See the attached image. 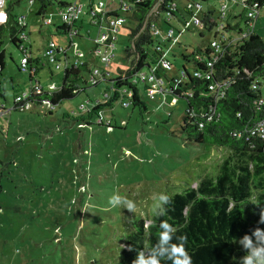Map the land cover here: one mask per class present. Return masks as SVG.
Listing matches in <instances>:
<instances>
[{
    "label": "rangeland",
    "instance_id": "1",
    "mask_svg": "<svg viewBox=\"0 0 264 264\" xmlns=\"http://www.w3.org/2000/svg\"><path fill=\"white\" fill-rule=\"evenodd\" d=\"M11 1L6 0L5 7ZM195 1L202 2L204 10H213L215 17L220 15L222 0ZM225 1L226 15L241 13L239 4ZM185 2L177 0L181 11ZM39 7L38 0L34 4L21 0L12 9L14 15L24 16L28 35L25 43L31 45L35 60L51 38L62 47L69 45L67 36L56 33V25L62 24L59 5L55 2L49 6L43 19L36 14ZM84 10L83 15L86 7ZM114 10L125 18V23L118 31L114 47L110 67L113 76L130 67L133 57L127 56L125 48L134 27L123 9ZM0 13H3L1 23L5 9L1 8ZM258 13L257 27L264 38V10L259 9ZM50 17L55 22L44 24ZM238 17L244 27L245 17ZM235 29L226 28L232 36H236L232 31ZM204 34L201 37L199 33L188 32L178 48L168 46L171 67L165 70L167 77L181 75L183 65L193 71L181 53L190 54L198 44L210 42L213 33ZM75 41L84 52L93 45V40L87 37ZM3 49L6 64L0 81L11 98L14 93L28 89L30 80L27 72L19 70L22 54L8 35L0 43V51ZM69 54L74 56L73 48ZM43 62L44 65H37V76L45 90H53L48 83L55 82L59 87L64 68L57 70L46 60ZM94 67H105L101 56L91 69ZM81 74L87 83L79 81L80 92L58 104L52 114L33 105L0 118V159L4 163H0V172L5 174L0 195V264H115L120 248L126 246L122 238L127 229L133 228L139 213L152 216L168 192L185 187L192 180L196 186L201 177L215 174L218 165L230 154L225 148L198 147L185 142L179 131L185 101L176 104L177 99L169 90L165 96L158 91L154 98L142 90L147 108H132L122 98L107 104L106 99L114 97L109 81L93 85L90 71ZM10 78L15 83L13 88L8 84ZM167 86L165 82L164 87ZM96 101L102 107L98 114L93 113L92 125L74 120L92 109L91 104ZM81 104L89 105L82 110ZM98 115L103 118V125L97 124ZM150 222L146 220V224Z\"/></svg>",
    "mask_w": 264,
    "mask_h": 264
},
{
    "label": "trees",
    "instance_id": "2",
    "mask_svg": "<svg viewBox=\"0 0 264 264\" xmlns=\"http://www.w3.org/2000/svg\"><path fill=\"white\" fill-rule=\"evenodd\" d=\"M30 1L34 4L36 0ZM38 1L40 7L36 14L42 19L47 8L55 2L59 5V14L68 6V0ZM105 1L119 3L118 0ZM123 1L127 3L123 10L134 22L125 48L127 56L133 57L130 67L109 80L104 73L106 67H100L101 78L93 77L95 81L92 83L98 85L104 80L109 81L114 97L107 104L122 98L123 103L132 108H141L146 105L142 91H146V85L140 74L156 65L164 48L170 44L168 39L158 37L155 27L179 31L171 18L182 23L185 17L178 8L168 9L177 0H162L145 25L148 13L158 0ZM20 2L12 0L3 7L5 18L0 23V43L8 35L11 44L22 53L21 46L26 45L28 39L25 33L27 25L23 15L16 16L12 12L14 5ZM241 2L239 16L245 17L247 27L248 11L264 10V0ZM85 6L86 3L82 11ZM92 7L93 4H87L88 13ZM111 11L106 13V19L120 15L115 10ZM50 18L53 24V18ZM80 20L81 17L76 22L78 32ZM203 21L206 27L199 32L201 37L205 35L204 31L213 32L215 29L213 10L206 11ZM70 25L62 22L56 25V32L66 35L72 28ZM218 35L224 34L215 32V36ZM181 38L173 48L180 46ZM211 41L198 44L190 54L181 53L184 61L193 66L192 72L183 65L181 75L167 77L166 71L163 75L168 83L166 89L177 99L176 104L179 100L185 101L179 127L185 142L198 147L225 148L230 154L218 165L215 174L201 177L196 186L192 185V180L187 186L168 192L152 216L144 217L139 213L133 228L127 229L122 238L126 246L120 248L115 264H264V141L253 133L264 119V38L254 32L241 39L237 46L225 44L222 55L213 66H209L208 62L214 57ZM4 55L3 49L0 51V73L6 64ZM18 67L21 70L20 63ZM84 70L91 71L85 62L64 69L61 86L53 90L43 89L38 94L31 93L24 102L14 101L12 111L28 110L19 108L27 101L32 106L45 108L46 114H52L58 104L80 92L79 81L86 83L81 74ZM25 72L29 75L30 87L34 82L42 86L33 70ZM45 100L50 102V107L45 105ZM84 106L82 104L80 108L85 110ZM101 107L102 103L96 102L92 109L80 113L74 120L92 125L93 113L98 114ZM97 124H104L100 115ZM4 176L1 171L0 195L4 190ZM147 219L151 221L149 224H146Z\"/></svg>",
    "mask_w": 264,
    "mask_h": 264
},
{
    "label": "built area",
    "instance_id": "3",
    "mask_svg": "<svg viewBox=\"0 0 264 264\" xmlns=\"http://www.w3.org/2000/svg\"><path fill=\"white\" fill-rule=\"evenodd\" d=\"M242 0H233V2L236 5H240L242 7ZM118 8L123 9L127 7V3L124 2L123 0H118ZM6 0H0V9L5 6ZM83 0H68V6L63 8L60 12L61 14V19L63 24H71L70 26L74 25L78 19L81 17L82 10H83ZM106 1L105 0H98L97 3L93 5V7L90 9L91 12L89 13L92 18L94 17L93 21L96 22L97 20L101 21V23H105L107 26V31L106 33L103 34L101 38L98 39L99 43H104L107 46V51L106 53L101 55V62L103 65L108 66L111 62V60L114 57V47L115 43L118 38V31L121 26L124 25L125 23V18L122 17L121 15H118L116 17L112 18H107L106 19V13L111 11L109 9H105L106 6ZM177 8V3H173L168 9L169 10H175ZM228 8V2L225 0H222V8L220 15H218L217 20L222 19L223 17L226 16V10ZM259 9L256 11H248L246 18L249 19V22L247 23V27L243 29L240 33V40L248 37L249 35L253 34L256 32V22L258 20V13ZM206 13V10L203 9L202 2H196L195 0H187L186 5H185V14H187V17L184 19V21L178 26L179 31H176L175 28H167V29H161L158 27H155V32L159 35L161 34L163 39H168L170 42L169 45L173 47L177 42H179L181 36L190 31L197 29L198 31H201L206 27V23L203 21V16ZM167 14V13H166ZM173 19V18H171ZM25 22V21H24ZM52 22L51 18H47L44 20V23L50 24ZM77 23L75 24L74 27L70 28L68 31V36L70 39H74L77 36L78 32V27H76ZM225 27V23L222 22V24L218 25V22H216V27L215 31L219 32L220 29ZM218 31H217V30ZM226 29V28H225ZM227 38L220 35L219 38H215L211 41L210 46L214 50V57L208 62L209 66H213V63L220 57L219 55H222V52L224 51V45L227 44L228 40ZM240 42V41H239ZM168 45V46H169ZM229 45V44H227ZM72 46L75 47V54H77V49L75 46V43L72 44ZM73 47V48H74ZM22 49V58L20 62V69L22 71H28L32 70L29 66V50L27 46H21ZM167 50L168 47L164 48L162 55H160L159 60L156 65H154L149 71L143 72L140 74V79L144 81L146 85V93L149 97L154 98L155 94L158 91L161 92H166V87H164L165 78H164V71L166 69H169L171 67V63L169 62L167 58ZM64 51L63 47H60L53 39L49 40L47 44L44 47L43 50V55L47 59V61L53 65V67L57 70L73 67V66H79L84 63L83 60L77 59L71 62L68 61H61L60 59V54L61 52ZM162 71V72H161ZM100 67L93 68L91 71V81L93 80V77L96 79L101 78L100 74ZM2 87L0 86V97L2 95ZM43 90L42 86L39 83L34 82L32 84V87H30L27 92H23L21 94L16 95L14 98V101L16 103L24 102L23 100H26V97L31 94H38L41 93ZM45 105L50 107V102L48 100H45ZM15 106V103L13 107ZM32 106L31 103L25 102L23 105H20V109H27ZM3 104L2 100L0 98V115L4 113V110L2 111ZM54 108L51 107L50 109ZM12 110V107L9 111ZM101 120V119H100ZM253 133L259 135L263 141H264V119L260 122L259 126L254 128Z\"/></svg>",
    "mask_w": 264,
    "mask_h": 264
},
{
    "label": "crops",
    "instance_id": "4",
    "mask_svg": "<svg viewBox=\"0 0 264 264\" xmlns=\"http://www.w3.org/2000/svg\"><path fill=\"white\" fill-rule=\"evenodd\" d=\"M83 2L84 3H86V6H87V4L88 5H94L95 3H97V1L96 0H83ZM186 2H187V0H186ZM186 2H185V4H184V6H183V10L181 11L179 8H178V4H177V8L179 9V11L182 13V15L186 18L187 17V14H185V5H186ZM109 3H107L106 4V6H105V9H109V10H114V9H116V8H118L119 6H118V4L117 3H111V5H108ZM108 5V6H107ZM113 5V6H112ZM85 6V7H86ZM84 12H85V10L84 11H82V14H81V20H80V22H79V29H80V31L78 32L79 33V35H77L75 38H82V37H87L88 39H90V40H93V45H91V46H89L90 47V50L88 51V52H84V51H82V50H79V48H78V41H75V38L74 39H70V37L66 34H64V33H61V32H56V33H58V34H64L65 36H67L68 37V39H69V45H68V47L67 48H65L64 47V49H66V53L64 54L63 52H61V54H60V57H61V59H63V61L65 62V61H68V62H71V61H74V60H77L78 58L79 59H81V60H83L85 63H87L89 66H90V68L93 66V65H97V58H98V56H101L102 54H104V53H106V51H107V46H106V44H104V43H99L98 42V39L99 38H101L102 36H103V34L104 33H106V31H107V26H106V24L105 23H101V21H99V20H97L96 22H94L93 20H92V16L88 13L89 11H87V9H86V13H85V15H83L84 14ZM214 12V11H213ZM89 16L90 15V18L87 20V18H86V16ZM239 15L237 14V13H230V14H228L227 13V15L225 16V17H223L222 19H220V20H217V18L218 17H215V12H214V18H215V21L216 22H218V25H220V24H222V22L223 23H225V27L224 28H222V29H220L219 30V33H223L224 34V37H226L227 39L226 40H228V42H227V44H229L230 46H232V45H234V44H236L237 42H239L240 41V33H241V31L243 30V29H245V26L244 27H242V26H240V23H239V17H238ZM42 17V16H41ZM54 21V20H53ZM258 21V20H257ZM55 22V21H54ZM245 22V21H244ZM44 23V22H43ZM172 23L175 25V26H179L180 24H181V21L180 20H178V19H172ZM52 24V23H51ZM236 24H238V26H237V28L235 29V30H232V31H235V33H236V36H232V34H231V32H227V30L225 29V28H229V27H233L234 25H236ZM26 25H27V23H26ZM160 25H164L163 23H161ZM245 25V24H244ZM216 27V26H215ZM94 29H97V30H94ZM217 30V29H216ZM94 31H95V34H94ZM218 31V30H217ZM188 32H190V33H192V34H195V33H199L200 31H198L197 29H194V30H190V31H188ZM188 32H186V33H188ZM215 30L213 31V32H211V33H213V36H212V38H211V40H213L214 38H219L220 37V35H218V36H215ZM256 32L259 34V31H258V27H257V22H256ZM204 33H205V31H204ZM260 35V34H259ZM262 37V36H261ZM183 38V37H182ZM182 38H181V40H182ZM52 39V38H51ZM50 39V40H51ZM118 39V38H117ZM54 40V39H53ZM210 40V41H211ZM49 40H47L46 41V43L43 45V47H42V49H41V54L38 56V58H37V60H35V58L33 57V54H32V48H31V45H29V44H26L25 46H27L28 47V50H29V55H30V68L36 73V78L38 79V81L42 84V82L40 81V79H39V77L37 76V74H38V71H39V67L37 66V65H44V62H43V60H46V62H47V64H50L48 61H47V59L45 58V56L43 55V50H44V47H45V45L47 44V42H48ZM73 43H75V46H76V49H77V54H75V47L74 46H72V44ZM183 44V42L182 41H180V43H179V45H182ZM60 47H62V46H60ZM74 47V48H73ZM70 48H73V52H74V56H71L70 54H69V50H70ZM81 51V52H80ZM22 54V53H21ZM114 56H115V54H114ZM21 57H22V55H21ZM20 60H21V58H20ZM112 61V60H111ZM4 62H5V55H4ZM20 63V62H19ZM51 65V64H50ZM110 67H111V62H110V64L108 65V66H106V69L104 70L105 72V77L106 78H113L114 76H116V75H118L119 74V72H117V73H114V76L112 75V73H113V71H111V69H110ZM94 68H96V67H94ZM93 69V68H92ZM92 69H91V71H92ZM90 71V72H91ZM51 74L53 75V71L51 70ZM167 76V75H166ZM52 78V77H51ZM35 81V80H34ZM87 83V82H86ZM9 85H11V87L13 88L14 87V81H13V79H11L10 78V81H9V83H8ZM93 84V83H92ZM93 85H95V84H93ZM0 86L2 87V95H1V100H2V104H3V107L2 108H4V109H1L2 111L4 110V113L2 114V115H0V118H4V117H7V115H9L11 112H12V110L11 111H9L10 109H11V107L13 106V103H14V98H15V96L16 95H18V94H21V93H23V92H25V91H27L29 88H30V84H29V87H28V89H26V90H24L23 92H18L17 94L16 93H14L13 94V96L11 97V98H8L7 97V94H6V91H5V89H6V87L4 86V84H2L1 83V81H0ZM48 86L49 87H54V89L57 87L56 86V83L55 82H50V83H48ZM61 86V85H60ZM42 87H43V89H45V86L42 84ZM112 87V86H111ZM110 86H109V89L111 88ZM112 90V89H111ZM166 93V92H165ZM164 93V96L166 95ZM108 94V95H107ZM106 95H107V97H109L110 95H109V93H108V91L106 92ZM110 98H108V99H106V101H110L109 100ZM8 101H10L9 103H8ZM97 102V101H96ZM95 104V103H94ZM94 104H91V105H93V107H94ZM82 105V104H81ZM85 106H84V108H86V105H89V104H84ZM91 107V106H90ZM92 107V108H93ZM144 108H147V104L144 106ZM111 123V122H110ZM110 123H108V124H110ZM1 160V159H0Z\"/></svg>",
    "mask_w": 264,
    "mask_h": 264
},
{
    "label": "water",
    "instance_id": "5",
    "mask_svg": "<svg viewBox=\"0 0 264 264\" xmlns=\"http://www.w3.org/2000/svg\"><path fill=\"white\" fill-rule=\"evenodd\" d=\"M161 2H162V0H158V1L155 3V5L153 6V8L150 10V12H149L148 15H147L145 25H146V23H147L148 20H149V16H150L153 12H155V11L158 10V7H159V5L161 4ZM145 25H144V26H145Z\"/></svg>",
    "mask_w": 264,
    "mask_h": 264
},
{
    "label": "bare ground",
    "instance_id": "6",
    "mask_svg": "<svg viewBox=\"0 0 264 264\" xmlns=\"http://www.w3.org/2000/svg\"><path fill=\"white\" fill-rule=\"evenodd\" d=\"M112 6H113V5H112ZM112 10H113V9H112ZM115 11H116V10H115ZM111 12H112V11H111ZM113 12H114V11H113ZM116 12H117V11H116ZM116 12H115V13H116ZM113 14H114V13H113ZM113 16H115V15H113Z\"/></svg>",
    "mask_w": 264,
    "mask_h": 264
},
{
    "label": "clouds",
    "instance_id": "7",
    "mask_svg": "<svg viewBox=\"0 0 264 264\" xmlns=\"http://www.w3.org/2000/svg\"><path fill=\"white\" fill-rule=\"evenodd\" d=\"M3 15V13H0V16H2Z\"/></svg>",
    "mask_w": 264,
    "mask_h": 264
}]
</instances>
